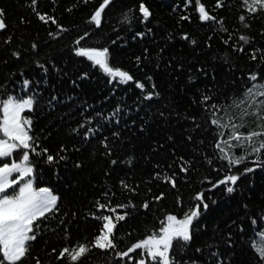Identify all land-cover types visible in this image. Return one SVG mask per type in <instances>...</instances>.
Wrapping results in <instances>:
<instances>
[{"label":"trees","instance_id":"1","mask_svg":"<svg viewBox=\"0 0 264 264\" xmlns=\"http://www.w3.org/2000/svg\"><path fill=\"white\" fill-rule=\"evenodd\" d=\"M102 3L0 0L6 24L0 30V97H34L33 110L24 115L32 120L30 135L38 151L47 153H30L31 179L34 188L51 189L60 197L59 212L41 224L24 264L37 259L69 264L67 257H57L63 248L90 243L100 233L102 222L94 214L115 217L98 212L97 201L113 208L129 205L117 209L128 216L115 230L117 248H93L87 264L147 262L142 250L127 257L116 252L158 232L168 214L183 218L199 192L209 208L194 221L193 239L174 247L177 264H264L254 248L264 236V168L255 167L253 154L232 169H255L241 177L233 193L225 186L213 189L227 163L218 158L215 144L223 138L211 124L213 104L222 122L228 123L229 116L238 122L240 108L229 106L243 97L251 74L264 80V11L250 14L241 0H219L222 6L218 0H111L97 26L90 18ZM141 4L151 13L147 19ZM200 5L215 22L200 19ZM81 47L108 48L110 67L128 72L144 90L135 82H116L77 55ZM153 91L159 95L144 98ZM205 96L211 99L204 102ZM47 155L55 160L48 162ZM21 156L17 152L12 159ZM9 161L2 159L0 165ZM168 177L175 179V187ZM161 193L163 198L155 199Z\"/></svg>","mask_w":264,"mask_h":264},{"label":"snow or ice","instance_id":"2","mask_svg":"<svg viewBox=\"0 0 264 264\" xmlns=\"http://www.w3.org/2000/svg\"><path fill=\"white\" fill-rule=\"evenodd\" d=\"M110 2L111 0H103L100 8L90 18L97 26L101 23V14L105 6L109 5ZM35 3L36 0H33V4ZM197 3L199 4V0ZM241 5L250 14L264 11V0H241ZM218 6H222L219 0ZM140 12L145 19L151 15L149 9L143 4L140 5ZM199 13L202 21H216L215 17L205 11L203 5L199 6ZM39 18L45 22L51 20L56 23L53 17H47L46 20L44 15H40ZM239 19L244 21L246 17L241 15ZM5 27L3 12L0 10V30L5 29ZM61 31H66V29L61 28ZM87 35L85 33V36ZM138 35L142 36L143 33H138ZM83 39L84 37H80L75 43L79 44ZM240 40L248 43V38L245 36H240ZM193 43L195 42L193 41ZM35 47L36 45L33 44V48ZM239 50L243 51V48ZM76 54L86 56L88 60L94 63V66H99L105 74L116 79V82H135L138 88L144 90L145 85L139 81H134L133 76L128 72L110 67L108 48L86 49L81 47L76 49ZM13 55L19 57L20 53L16 52ZM256 58L257 56L253 54L252 59ZM41 67L43 66L41 65ZM249 80L251 84L244 91L243 97L234 100L229 106L230 108H240L237 113L238 122H232L231 116H229L228 123L222 122V118L216 116V111L220 110L219 106L211 105L212 115L215 117L211 119V124L217 127L219 137L223 138L216 141L215 148L219 151L218 158L227 163V171H225L223 178L212 183V188L225 186L227 193H233L241 177L255 170L253 167H246L243 173L232 171L233 168L244 164L253 154L255 155V167L264 168V80H261L258 74H251ZM110 82L112 81L110 80ZM29 84L30 81H24L25 86ZM152 87L155 89V85ZM154 95L158 96L159 93L148 92L144 98L150 100ZM210 99L209 96L203 98L204 102ZM34 103L35 99L31 96L27 98L14 95L0 97V160L10 158L17 152H22L19 163L13 160L10 164L3 163L0 166V264H24L25 260L30 259L32 242L37 239L41 224L54 218L55 214L59 212L60 197L48 188L35 189L31 179L33 168L30 153L36 155L47 153V149L38 151L36 138L30 135L32 120L24 115L26 111L33 110ZM116 111L118 113L119 108ZM249 117L253 119L249 120ZM245 128L248 130L243 131L242 129ZM237 151L241 154L237 155ZM47 160L51 163L55 158L52 155H47ZM112 163L115 164L116 161H112ZM181 171L187 172L188 168L182 166ZM13 174H16L15 178H13ZM167 179L173 187L176 186L175 179L172 177ZM121 184L125 188L129 187L123 181ZM105 195L108 194L105 193ZM163 195L161 193L155 199H162ZM194 200L197 201L195 207L189 209L183 218L168 214L161 221L158 232H152L145 239L132 244L127 251L116 252V256L127 257L129 253L142 250L141 256H147L148 260L146 262L142 258L139 264H177L172 255L174 247L177 245L183 247L193 239L194 221L202 215V209L207 211L209 208L208 203L205 202L204 192L197 193ZM127 207L129 205H118L113 208L109 204L97 201L98 212L103 210L115 213V217L113 218L112 215L95 216L94 214V218L102 222L100 233L90 243H78L71 249L69 247L63 248L57 259L67 257L69 264H87L93 248L105 251L115 250L118 246L115 240V230L118 223L124 221L128 216L127 212L119 214L117 209ZM143 207L147 208L148 203L145 202ZM252 223L256 224V221L253 220ZM254 248L261 260H264V236L261 237L258 246L254 245ZM213 255L217 254L213 253ZM36 264H41V262L37 259Z\"/></svg>","mask_w":264,"mask_h":264},{"label":"rangeland","instance_id":"3","mask_svg":"<svg viewBox=\"0 0 264 264\" xmlns=\"http://www.w3.org/2000/svg\"><path fill=\"white\" fill-rule=\"evenodd\" d=\"M9 159H10L9 162H3V163H9V164H10V163L13 161V159H12V157H10ZM20 159H21V158H20ZM20 159L15 160V161H16L17 163H19V162H20ZM3 163H2V164H3ZM2 164H1L0 166H2ZM15 176H16V174H13V178H15ZM35 189L39 190L40 188H35Z\"/></svg>","mask_w":264,"mask_h":264}]
</instances>
